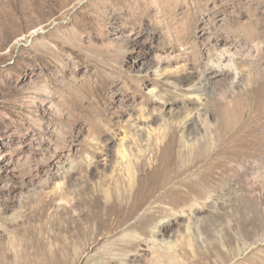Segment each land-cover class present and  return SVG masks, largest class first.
Listing matches in <instances>:
<instances>
[{"label":"rangeland","instance_id":"obj_1","mask_svg":"<svg viewBox=\"0 0 264 264\" xmlns=\"http://www.w3.org/2000/svg\"><path fill=\"white\" fill-rule=\"evenodd\" d=\"M59 66L99 106L111 95L113 141L97 139L89 105L75 117L32 100ZM95 74L116 84L92 87ZM9 76L0 264H264V0H0ZM202 84L206 111L143 104Z\"/></svg>","mask_w":264,"mask_h":264},{"label":"bare ground","instance_id":"obj_2","mask_svg":"<svg viewBox=\"0 0 264 264\" xmlns=\"http://www.w3.org/2000/svg\"><path fill=\"white\" fill-rule=\"evenodd\" d=\"M188 45H189V42H188ZM183 55H188L187 54V49H185L183 51ZM222 56H224V55H222ZM202 65H203V62L200 61L199 65H196V66L200 67ZM59 68H60V71L56 72V77L53 78L52 82H49L46 85L43 84L44 88L43 87H40V88L39 87H35L34 88V92L32 93L33 94L32 100L33 101H37L38 99H41L43 96L45 97V94H46L47 95L46 96L47 100L50 103H52V105L53 104L58 105L60 108H62V110L66 109L67 106L70 105L71 111L74 112L75 117L79 116L78 113L82 110V108L85 105H89L87 113L89 114L88 116H89L90 124L94 122L95 125L97 124L98 127L103 128L100 131L101 134H98L97 139H100L101 137L109 136V140L113 141L114 138H112V133L108 132L109 130L104 131L105 128L103 127L104 125L105 126L106 125H111V118H110V115H112L111 114L112 102H110V100H111L110 96L111 95L108 97L110 99H108V100L106 99L105 103L99 106L97 100L91 101V98H92V95H93L91 90L93 88L90 89V90L87 89L86 92H85V90H83V88L85 86L82 88L81 85H80V82H78L75 79H72L69 84L65 83L64 82L65 79L60 74L61 72L64 71L65 67L59 66ZM214 68L217 70L218 73L219 72L221 73V71L224 70V67L221 65V63L217 64ZM192 71H194V72H192L190 74H187V76H185L183 78L184 83L191 84L193 82L196 70L193 69ZM97 75L98 74H95L93 76V78L91 77L92 80H91V82L89 84H91L92 87H94V86L95 87H98V86H106V87L109 86L110 87V85L116 84L115 80L111 78L110 81L108 80L109 81V85H107V84H105V82L104 83L102 82L103 80H107V79H102L101 80V79L98 78L99 75L98 76ZM203 78L207 79L206 75H203ZM88 82L89 81L87 79V82H85V83H88ZM120 84H122V81H120ZM167 84L169 85L168 87H170L171 89L173 87H175L174 83L167 82ZM122 87H123V84H122ZM205 87L206 86L204 84H202V85L198 86L197 88H195L193 90V92H192V96L193 97L192 96L188 97L187 95H181L180 93H182V92L180 91V87L176 88L175 92H173V91H161V89H160L159 92H158L160 100L156 99V91H152V92H150L148 94V97H147V95H144L146 97H143L145 99L143 104L146 105L147 107H149V106L150 107L151 106H159V107H161V106H168V104H172V107L181 106L180 112H183V111H189L190 110L189 106L190 107L191 106L195 107L196 104L200 105V103H202L203 104L202 106L204 108L203 110L206 111V106H207L206 103H205L206 99L203 97L204 96L203 92L205 91ZM85 88H87V87H85ZM88 88H89V86H88ZM0 89H2L4 91H8V90L13 89V82H12V78L10 76L9 77H5V79L0 81ZM189 91L190 90H187V92H189ZM18 92H21V90H18ZM220 96H221V98L223 97L222 93H221ZM158 100H159V102H158ZM205 113L206 112L200 111L199 118L202 119V117H204ZM142 114L144 115L143 117H147V116L148 117L149 116L152 117L151 111H149V110L147 111V109H144V111H142ZM2 116L5 118V113H3ZM59 117H61V116H59ZM157 118H158V116L152 118V120L157 122ZM202 121L205 122L206 120L203 119ZM75 123H76V120H75ZM103 123H104V125H103ZM176 124H177L176 122L173 123L172 127L174 128V125H176ZM77 130H80V129L78 128ZM131 130H132V127L129 124V125H127L125 127V131H120V134L124 133L126 135L125 140L120 142V145H119L120 146V151L123 152V156L125 158L128 157V153L127 152L130 149L127 146V138H129V136L127 134L130 133ZM80 131H76V134H75L74 138H76L77 136L78 137L81 136ZM97 131H98V129H97ZM72 141H74V140H72ZM88 145H90L92 148L96 147V146H93V142L92 141H89ZM201 197H203V195H201ZM93 204H94V201H93ZM79 205H81V201H79L77 199V201L75 202V204H73V206H79ZM93 206H95V205H93ZM67 230H70V228H65V227L63 228V232H67ZM1 240H2V238H0V247H1V243H2ZM18 246H19L18 243L16 241H14V242H11V247L8 246L9 248L7 247V249L12 254H14L13 251L16 250V248Z\"/></svg>","mask_w":264,"mask_h":264}]
</instances>
